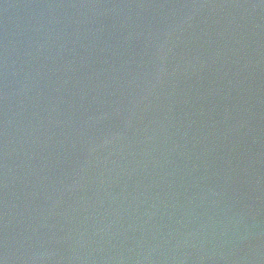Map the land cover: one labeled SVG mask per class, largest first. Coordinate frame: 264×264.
<instances>
[{
	"label": "water",
	"instance_id": "water-1",
	"mask_svg": "<svg viewBox=\"0 0 264 264\" xmlns=\"http://www.w3.org/2000/svg\"><path fill=\"white\" fill-rule=\"evenodd\" d=\"M0 264H264V0H0Z\"/></svg>",
	"mask_w": 264,
	"mask_h": 264
}]
</instances>
